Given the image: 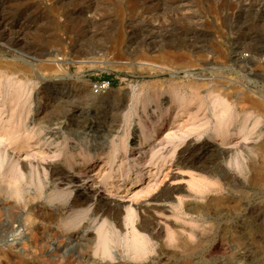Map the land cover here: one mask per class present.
Masks as SVG:
<instances>
[{
	"label": "rangeland",
	"instance_id": "obj_1",
	"mask_svg": "<svg viewBox=\"0 0 264 264\" xmlns=\"http://www.w3.org/2000/svg\"><path fill=\"white\" fill-rule=\"evenodd\" d=\"M0 5L31 28L0 33V264H264V0ZM102 151L81 178L119 210L65 179Z\"/></svg>",
	"mask_w": 264,
	"mask_h": 264
},
{
	"label": "bare ground",
	"instance_id": "obj_2",
	"mask_svg": "<svg viewBox=\"0 0 264 264\" xmlns=\"http://www.w3.org/2000/svg\"><path fill=\"white\" fill-rule=\"evenodd\" d=\"M3 1V0H2ZM7 1V0H6ZM77 1V0H76ZM79 1V0H78ZM8 2H10V1H8ZM7 2V3H8ZM13 3H15V2H13ZM79 3H81V2H79ZM184 3V2H183ZM10 4H12V3H10ZM16 4V3H15ZM185 4V3H184ZM7 5V4H6ZM183 6V5H182ZM0 7H1V5H0ZM5 7V6H4ZM11 7V6H10ZM15 7V6H14ZM180 7V6H179ZM12 8V7H11ZM1 9V8H0ZM6 9V8H5ZM1 10H4L3 8L1 9ZM30 10V9H29ZM78 10V9H77ZM91 10V9H90ZM10 11V10H9ZM24 11V10H23ZM90 13V12H89ZM35 14V13H34ZM69 14V13H68ZM78 14V13H77ZM11 15V14H10ZM32 16H34V15H32ZM24 18H22V19H25V17L26 16H23ZM9 18H10V16H8L7 14H2V13H0V33H4L5 34V32L4 31H8V32H10V31H12V30H16L17 32H18V34H21V33H24V32H26V30L28 29L29 30V28H30V25L29 26H27L26 27V25L25 24H23L22 22H19V21H17V22H14V21H10L9 20ZM70 18V17H69ZM30 21H31V19H29ZM90 21V20H89ZM101 21H102V19H101ZM91 22V21H90ZM97 22V21H96ZM28 23V22H27ZM50 23V22H49ZM94 23V22H93ZM33 25V24H32ZM87 26V25H86ZM36 28V27H35ZM86 28H88V26L86 27ZM26 29V30H25ZM31 29V28H30ZM85 29V28H84ZM25 30V31H24ZM86 30V29H85ZM88 30V29H87ZM30 31V30H29ZM33 31V30H32ZM98 32V31H97ZM13 33H14V31H13ZM6 34H9V33H6ZM11 34V33H10ZM10 34H9V36H10ZM16 35V34H15ZM22 35H24V34H22ZM29 35V34H28ZM1 36V35H0ZM27 36V35H26ZM90 36V35H89ZM93 38V37H92ZM15 40V39H14ZM27 40V39H26ZM119 44H120V39L117 37V39H115V41H114V44H111L110 46H111V48L112 49H114V48H117V45L119 46ZM113 45V46H112ZM123 45V44H122ZM92 46V45H91ZM126 47V46H125ZM119 49V48H118ZM124 49V48H123ZM126 49V48H125ZM92 50V49H91ZM90 51V50H89ZM93 51V50H92ZM27 52V51H26ZM37 52V51H36ZM88 52V51H87ZM168 52V51H167ZM55 53V52H54ZM51 54H52V52H51ZM172 54V53H171ZM170 54V55H171ZM175 54V53H174ZM178 54H180V53H178ZM119 55V54H118ZM182 55V54H181ZM180 55V56H181ZM37 56V55H36ZM183 56V55H182ZM253 56V55H252ZM28 57H30V56H28ZM33 57V56H32ZM178 58V57H177ZM11 59V58H10ZM34 59V58H33ZM149 59V58H148ZM8 60V59H7ZM157 60V59H156ZM175 60H176V58H175ZM178 60V59H177ZM1 61H3V60H1ZM189 61V60H188ZM5 62V61H4ZM83 62V61H82ZM178 62V61H177ZM264 63V62H263ZM52 64V63H51ZM143 64H145V63H143ZM3 65H4V68H6L9 72H11V71H17L18 69H17V67L13 64V63H11V62H7V63H5V64H3V63H1L0 62V68L1 67H3ZM154 65H156V64H154ZM247 65V64H246ZM31 67V66H30ZM59 67V66H58ZM169 67V66H168ZM194 68H187V69H183V70H177V69H170V72H169V75H171V76H176V75H180V76H184V77H190V76H193L194 75ZM202 70V69H201ZM196 71V70H195ZM26 72L27 71H22V73H24V74H26ZM13 73V72H12ZM2 90V89H1ZM9 91V90H8ZM259 94V93H258ZM195 96V95H194ZM258 96V95H257ZM262 97V96H261ZM260 97V98H261ZM67 98H68V95H65V96H61L59 99H58V102H66V101H68L67 100ZM264 99V98H263ZM254 99L252 98V101H253ZM251 101V103H254V104H257L258 106H261L262 107V105H264L263 103H260L259 101H256V103L253 101L252 102ZM16 104L17 103H19V98L17 97L16 98ZM178 104V103H177ZM253 104V105H254ZM252 105V106H253ZM15 111V106L14 107H12V111L10 112V114H7V116H9L10 117V119H13V116H14V112ZM62 111V110H61ZM174 112V111H173ZM2 115V114H1ZM3 117L2 116H0V130L2 131V129H4L5 128V124L3 123V119H2ZM156 120H157V122L156 123H154V125L152 126V128H151V131L148 133V135H149V138H152V136H154V134L160 129V128H162L163 127V124H162V115H160V117H157L156 118ZM220 120H221V118H220ZM219 120V121H220ZM111 121V120H110ZM184 121H185V119H184ZM222 121V120H221ZM224 121V120H223ZM11 122V121H10ZM230 123V122H229ZM221 124V123H220ZM8 125V124H7ZM6 125V126H7ZM9 125H12L11 127H15V125H13V123L11 124H9ZM8 125V126H9ZM182 125V124H181ZM112 126V125H111ZM168 127H170V126H168ZM221 131H223V132H227L228 130L227 129H221ZM148 132V131H147ZM2 133V132H1ZM146 134V133H145ZM10 136H11V134H9ZM0 136H2L1 134H0ZM30 136V135H29ZM28 137V136H27ZM141 138V137H140ZM39 139V138H38ZM124 139V138H123ZM32 140H33V138H32ZM147 141V140H146ZM37 142H38V140H37ZM138 142V141H137ZM28 143V142H27ZM26 143V144H27ZM2 144V143H1ZM34 144V143H33ZM33 144H28L29 145V147H33ZM141 144V143H140ZM146 144V143H145ZM14 145V144H13ZM17 145V144H16ZM117 145H119V144H117ZM149 145V144H148ZM36 146V145H35ZM15 147V146H14ZM17 147V146H16ZM27 147V146H26ZM117 146H115V148H116ZM119 147H121L123 150H124V152L126 153V151L128 150L127 149V144L123 141V143H121L120 144V146ZM151 147V146H150ZM175 147V146H174ZM25 148V147H24ZM218 148V147H217ZM16 149V148H15ZM20 149H22V147L20 148ZM19 149V150H20ZM225 149V148H224ZM18 150V149H17ZM19 150H18V153H19ZM23 150V149H22ZM120 150V149H119ZM15 151V150H14ZM23 151H26V154L25 155H29L30 156V151H29V149H27L26 148V150H23ZM186 151L187 150H183L181 153H180V160H182V161H188L189 159H190V157L188 156V154L186 153ZM22 152V151H21ZM107 152V151H106ZM117 152V151H116ZM147 152V151H146ZM34 153V152H33ZM101 153V155H103V160L101 161V162H99V163H96V162H92V163H87V159L85 158V159H82V160H78V161H76L75 162V166H74V168H75V171H74V173H72V174H67V173H64V171H63V173L65 174V176H68V178H65V179H68L67 181H68V183H72L75 187H76V190H77V192H79V197L80 196H82V197H84V196H87L88 195V193H90V192H92V193H94L95 195H97L99 198H104V196H105V199H106V202L107 203H109V204H111L112 205V208H111V206L109 207V209H113V207H115L116 208V210H119V208H120V202H119V200L116 198V196L118 195H116L115 193H110V194H104V193H102L101 192V190H100V188H93V184H87V182L85 183V182H83V180H82V178H81V175H88L89 176V174H88V172H90V174H91V172H95V171H102L103 169H105V167H106V164H108V160H106V157H108V156H104V152L102 151V152H100ZM112 154V153H111ZM110 154V155H111ZM33 155V154H32ZM34 155H36V154H34ZM109 155V154H108ZM153 155V153H151V156ZM164 155V154H163ZM171 155V154H170ZM179 155V154H178ZM209 155V154H208ZM122 156V155H121ZM32 157V156H31ZM110 157V156H109ZM108 157V158H109ZM177 157V156H176ZM18 158V157H17ZM107 158V159H108ZM115 159V158H114ZM174 159V158H173ZM111 160V159H110ZM127 159H125V160H123V162H122V164H127ZM154 163V162H153ZM162 163V162H161ZM181 164V163H180ZM191 164V163H190ZM53 165V164H52ZM143 161L141 160V157L139 156L135 161H134V163L132 164V169H130V171H132L131 172V174L129 173V172H124L125 174L123 175V178H128V177H131V180L133 181V182H138V183H140L141 182V179H142V177H145L146 176V173L148 172L147 170L145 171V169L143 168ZM184 165V164H183ZM54 166H56V165H54ZM91 166H94L95 168H91ZM187 166V165H186ZM56 168V167H55ZM60 168V167H59ZM58 168V169H59ZM125 168V167H124ZM124 168H120L119 170H122V169H124ZM158 168V167H157ZM51 169V168H50ZM58 169H57V171L56 172H58ZM87 169V170H86ZM171 169V168H170ZM61 170V169H60ZM59 170V171H60ZM64 170V169H63ZM169 170V169H168ZM53 172V171H52ZM51 172V173H52ZM55 172V173H56ZM61 172H62V170H61ZM9 173V172H8ZM63 173H61V174H63ZM112 173H113V171H111L110 172V176H109V178H112ZM107 174V173H106ZM117 174H119V173H117ZM177 174V173H176ZM170 175V174H169ZM168 175V176H169ZM172 175V174H171ZM7 176V175H6ZM13 176V175H12ZM150 177V176H149ZM175 177V176H174ZM9 178H11V177H9ZM58 178H60V176L58 177ZM62 178V177H61ZM105 178H107V177H105ZM154 178V177H153ZM6 179V178H5ZM13 179V178H12ZM92 178L89 176V180H91ZM108 179V178H107ZM7 180H10V179H8L7 178ZM127 180V179H126ZM11 181H13V180H11ZM151 180H148V182H150ZM9 182V181H8ZM147 182V183H148ZM154 182V181H153ZM7 183V182H6ZM110 183V182H109ZM146 183V184H147ZM155 184V183H154ZM72 185V186H73ZM145 185V184H144ZM150 185V184H149ZM157 185V184H156ZM113 186V185H112ZM95 187V186H94ZM150 187V186H149ZM152 187V186H151ZM169 187V186H168ZM141 188V187H140ZM148 188V187H147ZM170 188V187H169ZM146 189V188H145ZM152 189V188H151ZM150 189V190H151ZM167 189V188H166ZM61 191L63 190V189H60ZM146 190H144V192H145ZM164 192H165V190H164ZM171 192V191H170ZM164 194V193H163ZM116 195V196H115ZM169 195V194H168ZM171 195V194H170ZM119 196V195H118ZM122 196V195H121ZM137 196V195H136ZM136 196H135V198H136ZM159 197V196H158ZM162 197V196H161ZM110 198V199H109ZM163 198V197H162ZM137 199V198H136ZM153 199H155V198H153ZM165 200V199H164ZM74 201V200H73ZM97 203V202H96ZM145 203V202H144ZM108 204V205H109ZM152 205V204H151ZM160 205H162V204H160ZM166 206V205H165ZM141 207H143V206H141ZM153 208V207H152ZM156 208V207H155ZM128 209V208H127ZM147 209V208H146ZM104 211V210H103ZM106 212V211H105ZM104 212V213H105ZM117 212H119V211H117ZM123 212V211H122ZM121 212V213H122ZM129 213H131L129 210H127V214L129 215ZM142 213V212H141ZM115 214V213H114ZM115 217V216H114ZM162 218V217H161ZM73 221H76V219L72 216V215H70V216H68L66 219H64L63 220V222H65V223H69V222H72L73 223ZM80 222V221H79ZM159 222V221H158ZM76 223H78V221L76 222ZM120 223V222H119ZM161 224V223H160ZM121 225V224H120ZM141 225V224H140ZM158 229H160V228H158ZM105 236V235H104ZM106 239V238H105ZM107 243V242H106ZM104 245V244H103ZM104 247H106L105 245H104ZM103 247V248H104Z\"/></svg>",
	"mask_w": 264,
	"mask_h": 264
},
{
	"label": "built area",
	"instance_id": "obj_3",
	"mask_svg": "<svg viewBox=\"0 0 264 264\" xmlns=\"http://www.w3.org/2000/svg\"><path fill=\"white\" fill-rule=\"evenodd\" d=\"M109 85V81H102L101 83L94 84L93 87L96 91H99L100 89L108 88Z\"/></svg>",
	"mask_w": 264,
	"mask_h": 264
}]
</instances>
